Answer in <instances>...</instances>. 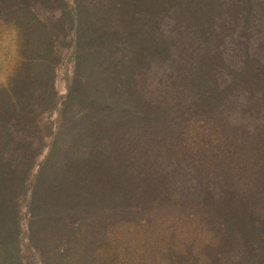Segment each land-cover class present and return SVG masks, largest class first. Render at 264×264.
<instances>
[{
    "label": "rangeland",
    "instance_id": "1",
    "mask_svg": "<svg viewBox=\"0 0 264 264\" xmlns=\"http://www.w3.org/2000/svg\"><path fill=\"white\" fill-rule=\"evenodd\" d=\"M113 1L83 0L92 14H107ZM77 2L0 0V102L12 103L15 82L39 71L43 78L52 80L57 99V104L47 109L34 107L36 136L18 127L12 129L16 143L24 138L36 142L33 173L48 156L53 142L49 130H58L62 120L73 116L85 120L93 111L92 106L79 104L67 109L64 118L71 89L84 91L89 85L93 87L91 82L97 76L91 79L90 74L79 72L77 32L70 23L63 22L64 11L58 8L72 7ZM197 2L217 11L214 33L219 47L214 55L219 61L213 72L206 69L208 61L202 57L206 41L187 32L186 25L178 20L180 13H170L169 4L166 13L155 8L160 11L156 33L167 35V47L172 49L168 55L155 58L147 71L133 73L129 63L132 54L124 65L120 62L123 72L106 66L101 71L102 77L113 78L125 88L124 94L138 95L168 120L161 131L149 132L148 125L139 124L132 136L141 142L137 147L126 144L123 150L132 166H144L148 182L158 186L153 208L146 213L144 208L135 211L134 221L118 225L113 224L112 211L89 217L75 233L69 232L64 242L48 245L55 254H70L74 259L92 254L91 264L234 261L232 254L237 250L228 251L222 245L224 223L215 213L231 189L244 202L249 200L247 196L251 199L250 194H257L251 200L264 206V191L259 192L264 185V0H193ZM115 47L119 49L112 56L105 48L98 62L126 58L123 45ZM91 56L85 54L86 63ZM201 68L209 72L206 80ZM117 79H126L125 86ZM137 112L138 108L129 117H138ZM25 204L23 201L21 205V226L26 233L29 214ZM24 237L17 254H42ZM25 260L26 264H42Z\"/></svg>",
    "mask_w": 264,
    "mask_h": 264
},
{
    "label": "trees",
    "instance_id": "2",
    "mask_svg": "<svg viewBox=\"0 0 264 264\" xmlns=\"http://www.w3.org/2000/svg\"><path fill=\"white\" fill-rule=\"evenodd\" d=\"M199 2L114 0L107 14L98 11L92 14L83 0L72 7H58L64 11L63 22L70 23L77 32L76 42L81 49L79 72L90 74L91 79L97 74V81L91 82L93 87L89 85L84 91L71 89L64 105V118L67 109L79 104L92 106L93 111L85 120L73 116L68 121L62 120L58 130H49L53 142L48 156L33 173L36 142L24 138L16 143L12 129L18 127L21 132L27 130L36 136L34 107L44 110L57 104L52 80L43 78L40 71L26 75L12 87L14 101L0 102V264H26L25 258L42 264H91L92 254L74 259L70 254H55L48 245L64 242L69 232L75 233L77 227L86 224V219L98 213L112 211L113 224L118 225L134 221L135 211L144 208L146 213L153 208L158 186L148 182L144 166H132L123 150L126 144L137 147L141 142L132 136L136 126L148 125L149 132L161 131L166 129L168 120L138 95L124 94L125 88L113 78L102 77L101 71L106 66L121 68L123 72L120 62L124 65L130 54L133 73L141 72L140 69L147 71L155 58L168 55L172 49L167 47L170 45L167 35L156 32L160 25L159 10L166 13L169 9L170 13H180L178 20L186 25L187 32L192 31L206 41L202 57L208 61L206 69L213 72L219 61L214 55L219 47L214 33L217 11ZM156 7L160 9L155 10ZM119 44L123 45L126 58L98 62L105 48L112 56ZM85 54L92 55L88 63ZM206 69L201 68L205 80L209 73ZM119 80L125 86L126 79ZM137 108L138 117L131 119L130 112ZM235 191H227L215 213L224 223L222 245L228 251L237 250V254H232L235 258L232 264H264V206L251 200L257 194H250L251 199L247 196L249 200L244 202L236 198ZM263 191L264 185L259 192ZM23 201L29 214L26 233L21 226ZM23 237L42 254H17Z\"/></svg>",
    "mask_w": 264,
    "mask_h": 264
}]
</instances>
